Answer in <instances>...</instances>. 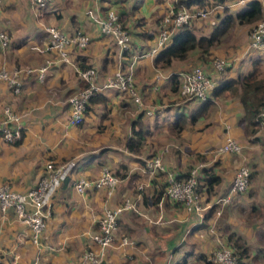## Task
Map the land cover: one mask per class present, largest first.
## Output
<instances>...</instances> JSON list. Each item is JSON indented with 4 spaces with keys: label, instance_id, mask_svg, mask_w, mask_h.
Here are the masks:
<instances>
[{
    "label": "crops",
    "instance_id": "obj_1",
    "mask_svg": "<svg viewBox=\"0 0 264 264\" xmlns=\"http://www.w3.org/2000/svg\"><path fill=\"white\" fill-rule=\"evenodd\" d=\"M143 1L53 0L50 10L42 11L30 0H0V30L8 35L6 45H0V69H19L22 80L21 91L14 93L0 79V115L3 106H10L22 126L19 141L0 143V184L8 182L14 190L25 192L45 168L75 163L49 200L50 216L38 244L31 241L28 224L12 209L0 211V264H79L83 251L94 247L92 236L102 209L126 198L136 210H125L117 219L114 243L102 252L103 264H175L182 259L186 264H205L201 256L218 242L227 243L228 232L239 236L247 247L243 264H264V133L257 131L253 141L246 135L240 90L211 96L214 113L206 121L202 112L211 103L179 99L173 75L191 70L201 60L195 53L184 60L172 59L167 68L153 65L158 50L148 52L156 43L162 15L175 0H154L148 12L142 11ZM250 1L214 4L194 22L195 33L210 34L224 14L236 16ZM259 1L263 7L264 0ZM108 8L115 9L128 26L132 50L119 47L95 22ZM255 24L233 23L220 43L211 47V58L228 57L232 65L220 80L236 79L253 70L256 78L264 77V53L248 49ZM46 26H55L68 36L84 33L87 45L80 49L67 43L68 60L62 61L56 49L47 48ZM82 60L95 67L93 80L99 84L119 68L131 70L141 91V105L104 89L103 100L89 104L83 122L70 124L67 101L84 85L78 75ZM208 60L201 63L218 79ZM45 64L49 69L41 81L36 71ZM28 68L33 69L31 73H26ZM177 116L182 117L178 132L174 129ZM139 118L144 139L136 154L126 143ZM228 137L237 141L240 150L218 154L217 148ZM158 153L162 168L152 169L150 161ZM194 163L217 174L219 181L203 195V210L188 213L164 194L158 197V192L168 172L182 176ZM245 164L251 167L247 189L233 194L225 204L216 202L228 191L235 170ZM104 166L115 171L125 167L113 195L108 196L105 187L86 193L75 190L74 179L97 177ZM123 236L133 242L120 244Z\"/></svg>",
    "mask_w": 264,
    "mask_h": 264
},
{
    "label": "built area",
    "instance_id": "obj_2",
    "mask_svg": "<svg viewBox=\"0 0 264 264\" xmlns=\"http://www.w3.org/2000/svg\"><path fill=\"white\" fill-rule=\"evenodd\" d=\"M53 0H30L35 8H45L52 4ZM50 8L52 6H49ZM208 11L203 8L189 9L184 5L175 7L170 5L167 11L162 15L159 22V30L156 36V43L148 53H153L161 48L171 37L174 31L183 24L188 23L193 18L204 17ZM101 32L112 37L114 42L124 50L130 48V31L127 25L120 19L115 9L108 8L105 16L95 19ZM44 31L48 35L47 48L56 49L62 56V61H67V55L64 46L73 42L78 48H84L87 45L88 38L84 33L77 31L73 35H66L55 26H46ZM8 35L0 30V45H6ZM248 49L250 52H264V6L262 7V16L256 22L249 32ZM227 59L214 57L211 65L213 70L219 74L226 65ZM49 69L45 64L36 71L37 79L43 81ZM33 69H26V73ZM78 75L83 80L84 85L68 98L69 118L68 122L72 125H79L83 122L89 100L98 92L104 89H112L116 93L129 97L141 105V92L135 83L133 72L128 69H117L114 73L108 75L102 83H96L93 78L96 75V69L89 66L85 69L79 68ZM0 79L4 80L14 93H19L22 88L20 70L13 69L8 71L5 68L0 69ZM215 85L214 76L206 71L203 66H194L191 70L180 72V83L178 93L184 99L208 98L212 88ZM259 130L264 133V105L258 113ZM22 137V126L19 122L18 114L10 106H3L0 115V143H15ZM240 145L231 137H228L225 143L217 148V153L238 152ZM75 165L73 161L61 164L56 167H47L39 176L34 185L25 192H19L12 188L8 182L0 184V211L5 213L12 209L15 216L26 222L30 229V239L34 243H39L42 233L46 227L47 219L50 216V198L59 187L62 179ZM151 168H162L160 153L156 154L150 161ZM151 169V170H152ZM201 166L193 165L189 169V174L178 178L174 172L167 173L164 195L171 201L179 202L188 213H199L203 210V199L197 191L198 178ZM251 167L241 165L233 175L232 183L228 191L216 198V202L225 204L229 202L233 194L243 192L249 185ZM120 178L114 171L108 167H102L100 174L94 178L78 177L73 180L72 185L79 193H86L94 187H105L108 196L113 195ZM125 210H136L135 205L129 198L114 206H105L98 219V228L92 236L94 247L83 251L79 264H103L102 252L113 245L115 240L117 219ZM132 239L123 236L120 244H130ZM207 261L211 264H243L231 245L220 241L211 250L207 256Z\"/></svg>",
    "mask_w": 264,
    "mask_h": 264
},
{
    "label": "trees",
    "instance_id": "obj_3",
    "mask_svg": "<svg viewBox=\"0 0 264 264\" xmlns=\"http://www.w3.org/2000/svg\"><path fill=\"white\" fill-rule=\"evenodd\" d=\"M223 2L224 0H212V1L175 0L173 5L175 7L184 5L189 9H197V8L208 9L209 7H212L216 3L220 4ZM261 16H262V3L259 0H251L248 6L243 11L238 13L236 16H233L231 13L224 14L222 18L219 20V22L214 26L211 33L208 35H197L195 33L194 22L199 17L193 18L188 23L183 24L181 27L177 28L174 31V33L171 35L170 39L161 48L158 49L153 59V65L156 68H167L171 65L172 59L175 58L179 60H184L190 55H193L195 53H198L196 57L197 59L201 60L200 63L208 59L211 60L212 62L213 58L210 57L211 47L220 43L221 36L226 32L229 26H231L235 22L240 24L257 22L261 18ZM128 50H132L131 40H130V48ZM78 64L82 69L91 66V65H87L84 60H82V62L78 61ZM231 66L232 65L230 63L227 64L224 70L221 73H219V78L215 79V85L208 96L209 98H206L204 100H200V99L184 100V98L181 97L179 93H178V97L183 102L196 100L203 102L204 105H208L212 102V99H210V95L213 97H217L224 90H230V93H236L238 90H240L239 100L243 107V120L245 122L244 124L245 133L248 136V138H250L251 141L257 140V136L255 135L259 130L258 113L260 108L264 105V77L256 78L253 70L248 74L243 75L236 79L220 80L223 77L224 73H226L228 69L231 68ZM172 78H173L172 81L173 89L178 92L180 75L174 74ZM100 93L101 92H98L94 96H92L89 100V104L91 102L103 100ZM126 98L131 99L129 97ZM89 104L87 105L85 114L89 110ZM180 119H182V117L177 116L174 121V129L176 130V132H178L182 128L180 124H177L178 120ZM139 120L140 118L133 122L132 133L126 143L129 151L136 154L140 152L141 143L142 140L144 139V130L140 126ZM136 125H138V127H136ZM122 169L123 171H119V170L115 171L114 169H112L120 179H122L125 176V167H122ZM188 174H189V170L186 174L177 177L178 178L185 177ZM198 181L199 182L197 186V191L199 192L201 197L204 198L203 195L211 192L213 186L219 181V176L211 171L206 170V168L201 167ZM161 194H164V188L162 191L158 192V197H160ZM179 204L181 205V203ZM227 238H228L227 244L233 247L239 260L243 262V258L247 254V247L245 246L244 241L233 232H228ZM231 240H233V242ZM208 254L206 256L203 255L201 256V259H203L205 264H211V262L207 261ZM175 264H186V260L182 259L180 261L175 262Z\"/></svg>",
    "mask_w": 264,
    "mask_h": 264
},
{
    "label": "rangeland",
    "instance_id": "obj_4",
    "mask_svg": "<svg viewBox=\"0 0 264 264\" xmlns=\"http://www.w3.org/2000/svg\"><path fill=\"white\" fill-rule=\"evenodd\" d=\"M153 4H154V0H144L143 1V5H142V11H144V12H148V11H150L152 8H153ZM49 6L50 5H48L47 7H45L42 11H44V10H50L49 9ZM261 53H264V52H261ZM225 59H228V57H225ZM197 65H202L203 66V64H201V63H197L196 65H193V66H197ZM192 66V67H193ZM214 76V75H213ZM215 78V77H214ZM216 79V78H215ZM210 97H211V95H210ZM209 98V97H208ZM184 100H186V99H184ZM212 105H214V104H210V105H208L204 110H203V112H202V114H203V118H204V120L206 121V119H211V114H213L214 112H213V106ZM217 108L219 109V106H217ZM190 111H191V109H190ZM199 158V156H196V159H198ZM195 165H196V163H194ZM202 166H203V164H201ZM201 199H203V198H201ZM232 242H233V240H231ZM232 247V246H231ZM243 263V262H242Z\"/></svg>",
    "mask_w": 264,
    "mask_h": 264
}]
</instances>
